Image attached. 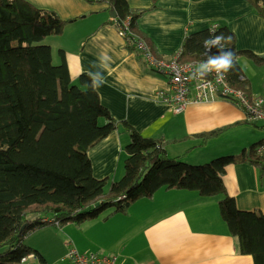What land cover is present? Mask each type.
<instances>
[{"label": "crops", "instance_id": "obj_1", "mask_svg": "<svg viewBox=\"0 0 264 264\" xmlns=\"http://www.w3.org/2000/svg\"><path fill=\"white\" fill-rule=\"evenodd\" d=\"M27 1L67 21L62 35L49 36L43 43L52 48L55 64L65 59L74 84L83 88L79 78L89 70H101L105 77L106 83L96 91L120 125L89 149L96 179H120L118 171L130 141L126 122L145 137L163 140L169 157L190 164L224 155L241 159L227 168L228 192L241 210L264 213V177L246 155L264 140V130H257L263 125L246 121L244 110L231 100L190 105L179 114L157 102L158 90L167 86V79L153 71L143 52L129 49L135 44L120 34L123 21L113 17L109 3ZM126 1L130 8L147 10L138 20V28L153 42L156 58L170 59L182 49L187 35L213 25L233 34L234 47L241 53L242 80L251 81L244 69L248 61L257 65L243 53L264 56V17L248 0H159L155 8L153 0ZM102 53L111 58L107 69L91 68ZM227 126L222 135L207 142L199 136ZM220 200V195L204 197L196 191L161 188L153 198L132 204L126 213L108 210L81 224L68 223L60 233L64 239L58 244L60 261L74 264L69 251L75 248L80 253L116 255L118 264H254L251 255L240 253L238 239L221 219ZM49 249L56 250L57 243L49 242Z\"/></svg>", "mask_w": 264, "mask_h": 264}, {"label": "trees", "instance_id": "obj_2", "mask_svg": "<svg viewBox=\"0 0 264 264\" xmlns=\"http://www.w3.org/2000/svg\"><path fill=\"white\" fill-rule=\"evenodd\" d=\"M86 1L109 3L120 22L130 18L131 35L125 38L135 46L129 49L136 52L137 48L146 57L138 45L143 42L157 56L153 42L138 28L146 9L130 8L126 0ZM158 1L153 0L152 8ZM248 1L264 17V0ZM66 24L53 11L27 0H0V246L10 247L0 254V264H21L31 254L47 264L38 250L23 241L28 233L53 225L42 222L44 217L62 226L81 224L108 210L126 213L132 204L153 198L161 188L196 191L204 197L220 195L219 215L238 239L240 253L251 255L254 264H264V213L241 210L225 184L228 166L242 161L236 156L190 164L169 157L163 140L145 137L123 122L130 131L123 176L118 180L94 177L89 149L120 124L89 87L88 75H80L83 88L74 84L64 51L60 50L64 60L57 65L52 48L43 43L49 36L62 35ZM210 30L186 36L181 61L207 58L202 42ZM214 32L231 36L226 47L235 53L237 67L227 76L232 86L251 96L250 82L241 79V53L234 47L233 34L222 26ZM243 54L264 66V56ZM160 74L168 83V75ZM227 129L199 136L207 142ZM256 145L246 151L247 160L264 177V156L256 154Z\"/></svg>", "mask_w": 264, "mask_h": 264}, {"label": "built area", "instance_id": "obj_3", "mask_svg": "<svg viewBox=\"0 0 264 264\" xmlns=\"http://www.w3.org/2000/svg\"><path fill=\"white\" fill-rule=\"evenodd\" d=\"M212 32L217 30V26H212ZM119 32L124 37H129L130 18H127L119 25ZM138 45L146 54V58L151 67L157 73L168 75L167 86L157 94V101L168 106L176 114L182 113L190 105L210 103L217 99L231 100L244 110L246 121L252 124L264 126V95L249 97L242 89H237L231 85L226 74L222 82H218L215 73L204 78L193 79L191 73L195 65L203 61H181V50L170 59H159L152 55L150 49L143 43ZM255 152L259 156H264V140L255 147ZM45 223H52L57 227L61 223L54 218L44 217L41 220ZM22 258L24 263L28 257ZM69 257L74 264H118L116 255H99L97 253H80L77 249L71 248Z\"/></svg>", "mask_w": 264, "mask_h": 264}, {"label": "clouds", "instance_id": "obj_4", "mask_svg": "<svg viewBox=\"0 0 264 264\" xmlns=\"http://www.w3.org/2000/svg\"><path fill=\"white\" fill-rule=\"evenodd\" d=\"M230 40L231 36H225L223 33L216 34L210 30V35L202 42L203 48L205 49L204 55L207 58L194 66L191 73L193 79H202L209 74L215 73L217 81L222 82L227 73L236 69L235 53L226 48V43ZM212 48L218 50L217 54H210ZM110 59L111 58L106 53H102L98 57V61L92 62L91 68L106 70ZM86 74L91 81L89 87L92 91L98 90L106 83L101 70H89Z\"/></svg>", "mask_w": 264, "mask_h": 264}, {"label": "rangeland", "instance_id": "obj_5", "mask_svg": "<svg viewBox=\"0 0 264 264\" xmlns=\"http://www.w3.org/2000/svg\"><path fill=\"white\" fill-rule=\"evenodd\" d=\"M108 24V23H107ZM244 58V57H243ZM249 59V58H245ZM191 61V60H189ZM184 62V61H183ZM248 65L244 66L245 71L250 75L251 81L249 87L252 90L251 96H249L246 92V95L249 97L253 96H259V95H264V67H259L255 65L252 61H248ZM258 131L264 130V128H257ZM199 152V151H198ZM221 157V156H218ZM216 157V158H218ZM215 159V158H214ZM124 174V165L123 163L120 165L119 171H118V178H121ZM219 209V205H218ZM220 212V211H219ZM74 223L73 225H75ZM68 224H63L60 228L57 227L56 225H47L43 228L37 229L31 233H28L27 236L24 238V243L30 247L31 245H36L40 247L41 254L45 253V261L47 264H70V261H64L61 262L60 259L62 258L59 257L60 252H59V247L58 244L60 240L63 239L61 238L60 233L61 230L66 228ZM64 241V239H63ZM49 242H56L57 243V249L56 250H50L49 249ZM9 245H2L0 246V254L6 253L9 250ZM22 264H42L40 261V258H37L34 254L30 257H28L27 262L22 263Z\"/></svg>", "mask_w": 264, "mask_h": 264}, {"label": "water", "instance_id": "obj_6", "mask_svg": "<svg viewBox=\"0 0 264 264\" xmlns=\"http://www.w3.org/2000/svg\"><path fill=\"white\" fill-rule=\"evenodd\" d=\"M111 14L113 15V17H117V14H116V12L113 10V11H111ZM215 50H217L216 48H212L211 49V51H215Z\"/></svg>", "mask_w": 264, "mask_h": 264}]
</instances>
